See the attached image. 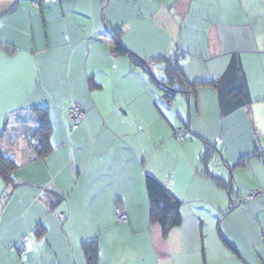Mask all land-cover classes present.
Masks as SVG:
<instances>
[{"label": "crops", "instance_id": "crops-1", "mask_svg": "<svg viewBox=\"0 0 264 264\" xmlns=\"http://www.w3.org/2000/svg\"><path fill=\"white\" fill-rule=\"evenodd\" d=\"M0 135V264H264V0H0Z\"/></svg>", "mask_w": 264, "mask_h": 264}, {"label": "trees", "instance_id": "trees-1", "mask_svg": "<svg viewBox=\"0 0 264 264\" xmlns=\"http://www.w3.org/2000/svg\"><path fill=\"white\" fill-rule=\"evenodd\" d=\"M116 35H113L112 37L116 45H118V43L116 42L117 41ZM121 51L123 52L121 48L116 47V52L121 53ZM174 70L175 69L170 70L169 68L171 75L169 80H171L172 82L177 81L183 85L184 79ZM234 73H236V68L231 67L227 71V75L223 78V84H225L224 89H226V86L229 87L234 83L233 80ZM170 84L171 83L169 82L164 83V85L162 86L163 91H168L167 86H169ZM216 85H219V83L217 82ZM223 95L225 96V93H223ZM166 96L172 98L173 95L166 93ZM35 111H36L37 119L40 122L39 128L36 131L35 138L36 137L38 138L39 155L43 156L47 154L49 151V146L47 143L49 127L47 126L45 117L42 115V113L38 110ZM15 167H16L15 164L11 160L4 157L1 152V135H0V177L4 182L9 181V176L15 170ZM145 184H146L147 196L151 207L152 221L159 224L164 233H167L168 231L178 227L181 223L179 204L171 198V196L168 194V192L165 190L164 187L159 185L152 178L146 177Z\"/></svg>", "mask_w": 264, "mask_h": 264}, {"label": "built area", "instance_id": "built-area-1", "mask_svg": "<svg viewBox=\"0 0 264 264\" xmlns=\"http://www.w3.org/2000/svg\"><path fill=\"white\" fill-rule=\"evenodd\" d=\"M86 113L78 106H71L68 111L67 121L70 125V129H77L78 126L84 121ZM184 130H177L175 132V138L177 140H183L186 138ZM262 197L260 191H252L244 194L240 198V202H254ZM115 218L119 224H125L128 220L127 214L120 208L115 210Z\"/></svg>", "mask_w": 264, "mask_h": 264}, {"label": "water", "instance_id": "water-1", "mask_svg": "<svg viewBox=\"0 0 264 264\" xmlns=\"http://www.w3.org/2000/svg\"><path fill=\"white\" fill-rule=\"evenodd\" d=\"M141 64L143 65V66H146L145 64H144V62H141ZM173 93H177L176 91H173Z\"/></svg>", "mask_w": 264, "mask_h": 264}]
</instances>
